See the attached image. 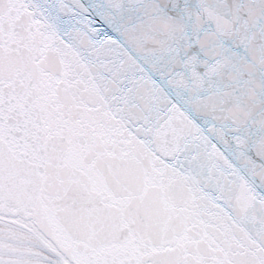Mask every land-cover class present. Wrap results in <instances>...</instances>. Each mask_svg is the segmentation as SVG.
<instances>
[{
    "label": "snow or ice",
    "instance_id": "1",
    "mask_svg": "<svg viewBox=\"0 0 264 264\" xmlns=\"http://www.w3.org/2000/svg\"><path fill=\"white\" fill-rule=\"evenodd\" d=\"M0 264H264V0H0Z\"/></svg>",
    "mask_w": 264,
    "mask_h": 264
}]
</instances>
